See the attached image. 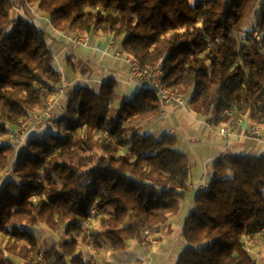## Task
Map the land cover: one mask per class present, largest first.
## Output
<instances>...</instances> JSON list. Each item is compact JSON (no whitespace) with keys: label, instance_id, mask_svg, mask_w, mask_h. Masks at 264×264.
I'll return each instance as SVG.
<instances>
[{"label":"trees","instance_id":"1","mask_svg":"<svg viewBox=\"0 0 264 264\" xmlns=\"http://www.w3.org/2000/svg\"><path fill=\"white\" fill-rule=\"evenodd\" d=\"M57 33L119 40L125 55L151 68L161 64L162 84L184 95L211 121L226 110L264 125V3L257 0H25ZM0 0V138L27 127L40 111L45 88L59 72L45 33L12 16ZM255 24L241 40L247 20ZM258 31L263 40L251 34ZM117 82L98 91L76 87L64 112L45 122L41 141L15 152L0 143V173L13 157L12 179L0 189V264L83 261L79 239L94 206L99 228L89 237L113 252L156 230L175 215L188 191L190 164L175 136L143 134L138 123L162 109L148 86L113 109ZM53 127L51 130L50 127ZM106 134L107 137L104 135ZM117 147H120L118 149ZM102 150L87 166L86 151ZM39 226L63 237L41 248L30 232ZM264 233V155L225 152L216 158L206 191L197 194L183 223L186 245L176 264H255L245 243Z\"/></svg>","mask_w":264,"mask_h":264},{"label":"crops","instance_id":"2","mask_svg":"<svg viewBox=\"0 0 264 264\" xmlns=\"http://www.w3.org/2000/svg\"><path fill=\"white\" fill-rule=\"evenodd\" d=\"M10 1L13 3L12 16L14 18L20 16L45 33L56 70L62 72L69 80L70 87L66 95H69L76 87H88L93 91H98L104 81L114 79L117 82L115 96L111 101V107L114 109L116 105L117 108L120 107L124 100L130 99L134 93L147 87L145 83L131 80L124 62L112 56L114 49L108 48V37L97 36L98 40L93 42L90 48L76 46L69 39L70 33H57L51 28L48 20L39 12L36 5H28L25 0ZM98 47L100 48L98 49ZM55 97V95L51 98L45 97V100L50 99L53 103L54 118L60 115L58 114L59 107H57L60 102L56 101ZM219 124L212 122L209 114L196 113L188 106L167 105L162 106L157 117L139 122L138 127L144 134H152L156 137H161L164 134L175 136L176 148L186 154L188 161L190 155H192L193 161H196L200 154L193 152L191 148L188 151L185 149V133H190L193 130L197 137L203 138L206 130L212 132L214 127H218ZM251 124L248 117H244L228 140H224L219 135V138H222L219 142L209 144V149L214 151V154L209 155L208 159L206 158L207 160L200 166L196 165V170L193 171V175L196 174L195 177L192 176L190 169L189 186L185 196L193 195L195 198L202 181L205 180L209 184L214 167V164L211 166L209 163L219 155L225 152L238 155H264V125H260L262 136L259 139H253L249 135ZM46 128L47 125L44 124L43 131ZM50 128L53 130L52 126ZM189 152H193V154ZM189 164L191 168L190 161ZM185 196L182 199L183 202H185ZM183 202L180 203L179 210L175 215L153 231L158 241L156 246L152 247L142 236L141 239L129 241L124 251L113 252L101 239L95 241L93 238L78 237V247L83 261L91 264H176L186 247L182 238L183 223L193 208V205L187 207L186 214L181 220L179 212L185 204ZM37 228L33 235L37 238L41 248H44L45 245L50 247L56 243L53 234H46ZM252 241L250 254L255 264H264V233L257 234ZM150 255H153L154 258H150Z\"/></svg>","mask_w":264,"mask_h":264},{"label":"built area","instance_id":"3","mask_svg":"<svg viewBox=\"0 0 264 264\" xmlns=\"http://www.w3.org/2000/svg\"><path fill=\"white\" fill-rule=\"evenodd\" d=\"M257 1L259 5L264 3V0ZM251 38L255 41H261L263 40V35L258 31H254L251 34ZM69 39L71 43L82 48H90L93 45V42L98 40L97 35L78 36L73 34H70ZM99 48L100 47H98V49ZM108 48L114 49V52L112 54L114 58L121 59L124 62L128 69L130 79L136 82L145 83L157 94L162 106L174 105L177 107H187V98L184 95L176 94L162 84V78L165 75V72L161 64H158L151 68L141 67L138 62H136L131 56L125 55L123 53V49L119 40H109ZM59 74V80L54 89L45 88L44 93L45 97L51 98L54 95L56 96L55 100L60 102V104L57 106L59 107L58 114H62L64 112L66 100L69 96L66 94L69 91L70 84L68 78L62 72H59ZM224 113L229 116V119L226 122L220 123L217 131L224 140H228L234 134L236 126L246 116L240 115L231 110H226L224 111ZM54 115V106L52 101L50 99L44 100L42 109L40 111L34 112L31 115L30 121L35 129L33 133H27L28 130L24 128L18 132H11L4 138H0V142L14 147L16 152L21 147L27 145L30 139L41 141L43 138L42 127L46 121L53 119ZM104 135L107 137L106 134ZM249 135L253 139H259L262 136V127L260 125L252 123L250 126ZM117 148L120 149V147ZM14 163L15 156L13 157L8 168L0 173V189L5 181L12 179V168L14 166ZM207 188L208 184L205 180H203L198 187V194L206 191ZM99 219L100 217L93 206L90 210V217L86 222H84L83 226L86 234L88 235V238H91L89 236L92 235L96 229H98ZM141 234L148 242V244H150L152 247L157 245L158 241L151 229L145 228L142 230ZM254 237L249 239L245 243V247L249 252L252 251V240L254 239ZM35 262L37 264H47L42 250H40L35 255Z\"/></svg>","mask_w":264,"mask_h":264},{"label":"rangeland","instance_id":"4","mask_svg":"<svg viewBox=\"0 0 264 264\" xmlns=\"http://www.w3.org/2000/svg\"><path fill=\"white\" fill-rule=\"evenodd\" d=\"M254 24H255V18L254 17L248 19L247 20V23L245 24V29L243 30L242 33H240L238 35V38L240 40L242 38H244L245 35L247 34V31H250L251 30V27H253ZM114 109H117V105L114 107ZM42 129H43V127H42ZM26 130H28L27 133H31V132L33 133L35 131V129L33 127V124L31 123V121L28 123V125L26 127ZM217 130H218V127H214V131H212V132H209L208 130H206L203 138L197 137L196 133L193 130L190 133H185V135H184V138H185V142L184 143L186 145L185 149L188 151L191 148V149H193V152L200 154L199 159H197L196 161H193L192 155H190V158H189V161L191 162V168L190 169L192 171V176L193 177L196 176L195 173L193 175V171L196 170V167L197 166H200L202 164V162H204L205 160H207L209 155L214 154V151H212V150L209 149V144L210 143L216 144L217 142H219V140L222 139L221 137L219 138V134H217ZM193 152H189V153L190 154H193ZM101 154H103V151L102 150H98V149H94L92 151H86V153H84V156H85L86 161H87V166L93 164L94 161H95V158L97 156L101 155ZM254 155H257V154H254ZM215 161H216V159L215 160H212L209 164L212 166L213 164H215ZM212 172H213V169H212ZM184 200H185V202H183L181 200V202H183L185 204L182 207V210L179 212V218L181 220H183L184 215L186 214V208L193 205V203H194V196L193 195H186L185 198H184ZM185 205H186V207H185ZM35 229H31L30 232L34 234L35 233ZM37 229L41 230V232H45L46 234H50V235L53 234L56 242L63 237L62 234L53 233L48 228L43 227V226H39ZM177 242H178V240H177ZM167 243H168V241H167ZM43 247L46 248V247H48V245H45ZM149 257L150 258L152 257V259L154 258L153 255H150ZM12 260L15 262V264H23L24 263L22 261V259L21 258H18V257H12Z\"/></svg>","mask_w":264,"mask_h":264}]
</instances>
